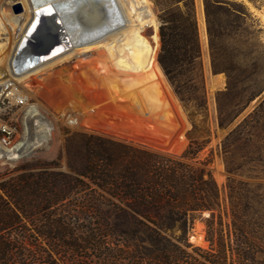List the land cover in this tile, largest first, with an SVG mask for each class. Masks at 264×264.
Returning <instances> with one entry per match:
<instances>
[{
  "label": "trees",
  "instance_id": "1",
  "mask_svg": "<svg viewBox=\"0 0 264 264\" xmlns=\"http://www.w3.org/2000/svg\"><path fill=\"white\" fill-rule=\"evenodd\" d=\"M155 2L159 74L191 115H206L195 0ZM236 2L204 0L212 72L227 77L216 94L222 128L264 92V55L246 28L248 6ZM197 131L193 124L180 154L76 131L65 141L66 170L61 156L17 165L0 180V264H264V98L222 142L227 232L210 161L201 159L209 139ZM205 212L207 250L188 242Z\"/></svg>",
  "mask_w": 264,
  "mask_h": 264
},
{
  "label": "rangeland",
  "instance_id": "2",
  "mask_svg": "<svg viewBox=\"0 0 264 264\" xmlns=\"http://www.w3.org/2000/svg\"><path fill=\"white\" fill-rule=\"evenodd\" d=\"M149 1L158 22L160 36V8L156 6L155 0ZM200 2L201 0H195L196 14ZM202 2L204 6V0ZM242 2L248 6L251 14L246 28L255 33L256 45L264 55V0H237L236 3L243 4ZM29 5V0H6L0 3V89L4 81L13 80L29 96L27 104L11 106L9 113L5 115L6 119L13 120L18 131L15 147L0 142V180L8 177L9 172L17 165L34 159L52 160L61 156V169L66 170L65 141L68 135L76 131L111 136L180 154L188 146V133L195 124L198 127L195 137L209 139L201 153V159L210 161L209 169L220 191L219 214L224 232H227L231 222L226 186L230 174L222 154V142L256 108L262 100L258 99L260 96L228 127L219 126L216 94L226 88L227 77L225 73L212 72L210 53L209 50L206 52L202 37L200 42L207 98L206 115H191L175 94L163 70V74H159L158 54L161 42L157 49L156 66L154 64L150 70L138 73L119 68L104 46H74L72 51L63 54L67 43L60 44L55 39L56 45L49 54L59 50L61 56H57L58 52L51 57L49 54L34 55L28 44L41 31L39 26L26 33L28 39L23 37L24 27L29 23ZM45 24L50 26L48 22ZM91 24L87 23L88 29H91ZM144 35L152 45H156L152 27H147ZM20 46L22 51L19 52ZM236 177L242 179L241 176ZM209 216L210 213L205 212L202 217L197 218L188 232V242L192 247L206 250L210 248L205 220ZM172 235L177 239L181 231L175 230Z\"/></svg>",
  "mask_w": 264,
  "mask_h": 264
},
{
  "label": "bare ground",
  "instance_id": "3",
  "mask_svg": "<svg viewBox=\"0 0 264 264\" xmlns=\"http://www.w3.org/2000/svg\"><path fill=\"white\" fill-rule=\"evenodd\" d=\"M29 4L31 11L27 12L29 23L24 27V38L28 39L26 33L40 26V33L46 32L53 46L56 45L55 39L60 44L67 43L62 53L72 51L74 46H104L121 69L138 73L150 70L155 64L160 36L149 0H29ZM86 22L92 23L91 29ZM147 27L154 29L156 45L144 35ZM18 51H22V46ZM55 53L49 57L56 56ZM62 53L58 52L57 56Z\"/></svg>",
  "mask_w": 264,
  "mask_h": 264
},
{
  "label": "built area",
  "instance_id": "4",
  "mask_svg": "<svg viewBox=\"0 0 264 264\" xmlns=\"http://www.w3.org/2000/svg\"><path fill=\"white\" fill-rule=\"evenodd\" d=\"M0 96V142L15 147L18 127L12 119H6L5 115L9 113L8 110L11 109V106L27 104L29 96L22 91L20 84L13 80L3 82Z\"/></svg>",
  "mask_w": 264,
  "mask_h": 264
},
{
  "label": "water",
  "instance_id": "5",
  "mask_svg": "<svg viewBox=\"0 0 264 264\" xmlns=\"http://www.w3.org/2000/svg\"><path fill=\"white\" fill-rule=\"evenodd\" d=\"M34 40L29 41V46L32 49V52L34 55H42V54H49L52 47H53V42L47 35V33L42 32V33H37L33 37ZM264 98V92L260 95L258 99H263Z\"/></svg>",
  "mask_w": 264,
  "mask_h": 264
},
{
  "label": "crops",
  "instance_id": "6",
  "mask_svg": "<svg viewBox=\"0 0 264 264\" xmlns=\"http://www.w3.org/2000/svg\"><path fill=\"white\" fill-rule=\"evenodd\" d=\"M241 1H243V0H241ZM197 17H198V25L200 23V27L198 26L200 38L202 37L204 39V44L206 45V52H208V50H209V48H208V37H207V31H206L205 13H204V6H203L202 0L198 4Z\"/></svg>",
  "mask_w": 264,
  "mask_h": 264
}]
</instances>
